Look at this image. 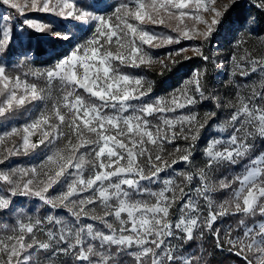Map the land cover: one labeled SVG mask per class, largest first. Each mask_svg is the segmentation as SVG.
<instances>
[{"label":"snow or ice","instance_id":"snow-or-ice-1","mask_svg":"<svg viewBox=\"0 0 264 264\" xmlns=\"http://www.w3.org/2000/svg\"><path fill=\"white\" fill-rule=\"evenodd\" d=\"M0 4L22 17L13 23V15H0V120L29 113L23 124L0 132V217H14L0 219V264H126L125 258L129 264H206L202 252L183 250L206 234L218 250L246 264H264V152L254 154L257 139L264 141V57L244 48L242 39L234 41L239 51L230 57L232 75L246 80L259 74V90L255 82L237 84L234 100L227 102L215 92L206 95V68L159 97L151 96L145 77L123 71L154 62L145 45L209 41L226 25L234 35L251 34L256 17L230 19L239 0ZM252 4L264 13V0ZM30 11L53 19L28 18ZM36 35L53 41L43 67L34 59ZM57 44L68 47L57 52ZM187 51L177 49L166 59L174 64ZM192 51L210 61L202 44ZM156 62L168 67L165 59ZM241 88L251 94L242 95ZM205 100L231 110L214 126L230 132L208 140L204 166L192 171L197 142L217 119L215 111L202 117L194 111ZM13 156L36 162L11 164ZM181 163L183 168L174 167ZM225 166L242 171L214 179ZM221 190L228 196L215 204L213 194ZM16 197L38 203L25 211L16 207ZM225 216L240 218L221 230L216 224Z\"/></svg>","mask_w":264,"mask_h":264},{"label":"rangeland","instance_id":"rangeland-1","mask_svg":"<svg viewBox=\"0 0 264 264\" xmlns=\"http://www.w3.org/2000/svg\"><path fill=\"white\" fill-rule=\"evenodd\" d=\"M246 1L249 3H252V0H239V2ZM21 3H23V0H20ZM85 3H91L92 0H84ZM118 0H109V3H117ZM13 15L15 19L13 20V23H16L18 20L22 19V17L17 16L15 14V10H12L8 8L7 6L0 4V15ZM28 18H36L38 20H52L53 17L50 15H46L43 13L39 12H27L26 13ZM2 23V22H0ZM65 27L68 28L70 31L75 32L77 35H81L82 33L80 31H77L76 29L73 28L72 24L68 22H64ZM189 23H191L189 21ZM175 27V25H173ZM148 28L152 31L158 32V33H164L167 35H172V36H178L179 34L177 32L172 31V28L166 27L163 25L159 26H152L148 25ZM200 28H203V25L200 26ZM43 39H48L49 42H53L49 37L39 35ZM214 34L210 38L209 41H204L202 37H194L192 39H185L181 38L179 43H173L170 45H164L162 47L158 48H150L147 45H145V51H147L152 57L154 62L150 65H143L139 68H124L123 71L129 72L135 75L143 76L145 77L146 81L151 83V80L148 77V72L150 70H159L161 71L164 68V65L156 62L159 59H165L166 64H172L170 60L166 59V54L170 52H175L177 49H188L187 52L181 53L179 56L175 57V60H183L187 59L185 57H191L194 56V52L192 51L193 46L195 45H203V51L204 54L210 57L209 63H203L202 66L196 67L192 70L191 74L183 79L178 86L173 88L170 92L167 93H156L152 90L151 96L152 97H159V96H166L169 93H171L173 90L180 88L183 86L184 81L190 79L194 72L197 69H207V74L209 71H211L212 79H213V84L210 87L209 85V92H215L219 94L222 100L227 102L228 100H234L235 97V92L237 91L236 85H244V84H249L251 85L253 82H255L257 86V90H259V81H260V76L259 74L254 73L251 77L248 79H243L238 75H232L233 72V64L230 60V57L237 53L239 50L235 47V40L236 39H242L244 41L243 47L246 48L248 51H250L255 57L260 58L264 57V35L260 36H255L254 34H249V31H243L241 33H238L237 36L232 40L231 43H223L222 46H219L217 42H215V39H213ZM219 39V38H218ZM67 44H57L56 50L57 52L63 51L64 48H67ZM47 53L51 54L52 53V48L49 47L47 48ZM242 54V53H241ZM214 61V62H213ZM46 64H38L36 63V66L38 67H43ZM214 70L213 74L212 71ZM206 81V80H205ZM204 81V83H206ZM152 84V83H151ZM242 95H250L251 94V89L250 88H241L240 89ZM207 95V93H206ZM211 105V106H210ZM194 111H197L199 115L202 117L205 112L209 111H215L217 113V119L209 121V127H207L201 134L200 140L197 142V147L196 151L193 154V164L191 166V170L195 171L196 168L198 167H203L205 162H206V157L204 155V148L207 146V142L211 137H219L221 135H228L230 132V129L224 133H220L218 130L215 129V125L220 123L223 119L227 118L229 115V112L231 111L230 109L226 108H217L215 106L214 101L210 100H205L203 103H199L195 106ZM29 113H24V114H17L14 118L10 117L8 120H0V132H3L4 130L8 129L12 125H18V124H23L24 121L27 119ZM261 141L257 139L255 142V149H254V154H259L260 152H264L262 150L258 149V142ZM177 144L183 146L185 144V141L179 140L176 141ZM169 149L172 148L171 145L167 146ZM36 160L33 159L32 157H27V156H13L9 163L11 164H19V165H29L32 163H35ZM174 167L177 168H183L184 165L183 163L178 164ZM242 171L240 166H237L235 168H232L230 170L229 166H225L220 168L214 175V179H219L224 175H228L231 177L232 175L239 174ZM163 175V174H162ZM228 196L227 191H217L216 193L213 194V199L215 201V204L221 203L224 199H226ZM16 207L18 209L22 208L25 211H29L30 209L34 208V206L38 203L33 200H28L23 197H16L14 198ZM215 206V205H214ZM36 215H42L43 210L38 213H34ZM59 214L61 215H67L66 210H60ZM239 216H225L221 220H219L216 224V227L220 228L221 230H224L228 228L229 226L235 227L237 221L239 220ZM0 219L5 220V221H11L14 219V217H9L7 214H4ZM256 219H261L260 217H257ZM205 238V237H204ZM200 238H196L193 241H196L195 244L191 243L192 247L187 246L185 244L183 246L184 251H195L196 245H198L199 242L204 240ZM172 243L174 245H179L180 242L173 240ZM63 259V258H61ZM126 264H129V258H125Z\"/></svg>","mask_w":264,"mask_h":264},{"label":"trees","instance_id":"trees-1","mask_svg":"<svg viewBox=\"0 0 264 264\" xmlns=\"http://www.w3.org/2000/svg\"><path fill=\"white\" fill-rule=\"evenodd\" d=\"M251 15L257 18V22L250 26V31L255 36L264 35V13L260 12L252 3L242 1L239 2L234 10L231 11V21H237L238 19ZM237 36L233 34L232 26L226 25L223 28L218 29L214 33L213 39L219 46L223 43H231L232 40ZM219 38V39H218ZM48 39H43L39 35L34 36L33 48L36 53L34 59L38 64H46L51 54L47 53V48L51 47ZM57 51V50H56ZM205 62L201 57L194 55L187 59L178 60L176 63L169 64L167 68L159 70H150L148 77L151 80L152 90L156 93H167L173 88L178 86L180 82L187 78L192 70L196 67L202 66ZM211 64V63H209ZM214 70L212 71L213 74ZM206 93L209 92V87L213 84L211 71L208 72L205 81ZM211 106V105H210ZM258 149L264 151V141L258 142ZM237 217V216H236ZM196 241H190L187 246L192 247L191 243L195 244ZM227 248V245L225 246ZM195 251L203 253L206 264H246L242 257L236 256L235 254L229 253L227 250L220 251L216 248L214 238L211 234H206L204 240L198 243L195 247Z\"/></svg>","mask_w":264,"mask_h":264}]
</instances>
